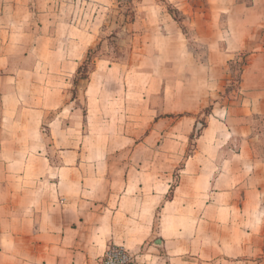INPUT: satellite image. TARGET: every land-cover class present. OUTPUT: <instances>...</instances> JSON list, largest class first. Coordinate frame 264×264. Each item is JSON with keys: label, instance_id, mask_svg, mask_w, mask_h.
<instances>
[{"label": "crops", "instance_id": "0c3cea01", "mask_svg": "<svg viewBox=\"0 0 264 264\" xmlns=\"http://www.w3.org/2000/svg\"><path fill=\"white\" fill-rule=\"evenodd\" d=\"M222 1L225 50L211 19L203 62L165 4L141 0L129 60L96 58L71 97L117 1L0 0V131L17 167L0 180V264H99L111 246L136 264H261L264 0ZM241 54L236 101L220 104ZM17 55L32 64L10 73Z\"/></svg>", "mask_w": 264, "mask_h": 264}, {"label": "rangeland", "instance_id": "374dc122", "mask_svg": "<svg viewBox=\"0 0 264 264\" xmlns=\"http://www.w3.org/2000/svg\"><path fill=\"white\" fill-rule=\"evenodd\" d=\"M117 1V0H116ZM150 1V0H149ZM159 4L162 6L165 4V9L167 13H170L176 22V26L180 28L182 33L185 36L186 42L189 45V48L194 52L196 57L200 58L203 62H206L207 55H208V46H207V39L210 35L209 31H206L204 27L207 28V22L211 19L215 18V22L213 23V26H217L218 31L220 33V41L218 42L220 46L218 45V51L224 52L225 50V40L227 39L229 35V28H228V20H227V8L228 5H224L222 0H181V3L178 4H170L167 5L164 3V0H156ZM148 2V1H147ZM141 0H130L126 3V1L122 2H115L112 7H109V11L105 12L106 20L108 23L106 24L103 33L101 34V40L97 46L96 49L91 51V54L89 55L88 64L84 68L87 72L90 68L91 64L96 60V58L100 57H106L110 62H127L129 60L130 54H131V46H132V37L136 32L131 28L130 24L135 18V12L137 10L136 18L138 17V11L140 13L142 8ZM212 12V15H210ZM177 21H176V19ZM179 20V21H178ZM36 28V26H34ZM12 30L15 29L11 26ZM153 41V40H152ZM0 45L3 46L2 40L0 39ZM37 54H40L41 51H35L33 57L37 58ZM17 60L14 62V69L12 71H9L10 73L14 72V70H17L20 68L19 66L25 65L28 66L32 64V59L30 60H22V55H17ZM245 60L244 54L241 55H235L232 57V60L230 63H233V67L238 66L240 63H242ZM87 61V59L83 62ZM81 66V67H82ZM240 66V65H239ZM84 70V73L86 71ZM1 74V73H0ZM82 75H85L82 73ZM239 76L238 72H235L234 69L230 68V65L227 69V77L226 81L224 82V86L222 90L220 91V96H216V100L220 104L224 103L226 105H229L232 103V101H236L235 97L238 94V85L236 84V77ZM78 78V80H77ZM75 78L74 80V87L69 93V96L76 97L77 96V86L82 81L80 79V76ZM76 83V85H75ZM1 84V79H0ZM156 104L159 106L162 104V99L157 98ZM155 105V106H157ZM213 108V105H210L207 107L202 114L200 115L198 119V127L196 128V131H202L204 128V123L206 122L207 115L205 114V111L207 109ZM209 112H211L209 110ZM264 125V124H263ZM259 131L264 132V126L259 128ZM45 134H47V131H44ZM13 133V131H0V180H2L4 177L3 175L6 174L7 171H12L11 175H14V170H17V167H10L9 165H14L13 159V153L8 148V141H10V135ZM197 133V132H196ZM195 133V134H196ZM46 140L49 141V138L46 137ZM264 140V139H263ZM195 146V140L190 142L189 152L188 154H191L190 151H193ZM261 148L263 151H261ZM258 153L260 155H264V141L261 145L258 147ZM124 157H128V153L124 155ZM144 175L153 177L159 175V171L157 169L153 168H146L144 170ZM163 176L166 178L164 180L167 181V179L170 177V172H166ZM7 183V181L5 182ZM151 185V184H150ZM166 184H162V188ZM6 220V218H3L2 213H0V228L2 225V221ZM7 253V249H4ZM261 264H264V258L261 261Z\"/></svg>", "mask_w": 264, "mask_h": 264}, {"label": "built area", "instance_id": "2783aa9c", "mask_svg": "<svg viewBox=\"0 0 264 264\" xmlns=\"http://www.w3.org/2000/svg\"><path fill=\"white\" fill-rule=\"evenodd\" d=\"M99 264H136V260L124 248L111 246Z\"/></svg>", "mask_w": 264, "mask_h": 264}, {"label": "trees", "instance_id": "16d2710c", "mask_svg": "<svg viewBox=\"0 0 264 264\" xmlns=\"http://www.w3.org/2000/svg\"><path fill=\"white\" fill-rule=\"evenodd\" d=\"M117 1H119V2H122V0H117ZM123 1H126V3L128 2V1H130V0H123ZM174 18H175V16H174ZM176 19V18H175ZM133 20H134V18H133ZM132 20V21H133ZM176 21H177V19H176ZM179 21V20H178ZM91 54V52L88 54V57H87V61L84 63V65L80 68V70L78 71V77L80 76V79L81 80H86L87 78H88V72H89V69H88V72L84 69L85 67H86V65L88 64V59H89V55ZM240 65V66H239ZM238 66H236V67H233V63H230V68L231 69H234V71L235 72H238L239 73V76L238 77H236V84L237 85H239V83H240V74H241V72L243 71V68H244V66L246 65V60H244L242 63H240ZM84 70L86 71V73H84ZM82 73L83 74H85V75H82ZM77 80H78V78H77ZM76 84V83H75ZM212 107L210 108V109H207L206 111H205V114L207 115V116H209L210 114H211V112H209V110L210 111H212ZM204 127H206V122L204 123ZM201 134V131L200 132H198V133H196V134H193L192 136H191V138H190V142L191 141H194V140H196V138H198V136Z\"/></svg>", "mask_w": 264, "mask_h": 264}, {"label": "water", "instance_id": "95a60500", "mask_svg": "<svg viewBox=\"0 0 264 264\" xmlns=\"http://www.w3.org/2000/svg\"><path fill=\"white\" fill-rule=\"evenodd\" d=\"M197 133L199 132V131H196Z\"/></svg>", "mask_w": 264, "mask_h": 264}]
</instances>
